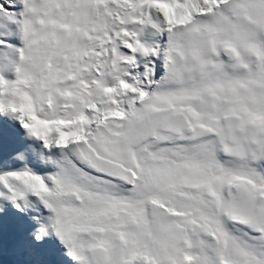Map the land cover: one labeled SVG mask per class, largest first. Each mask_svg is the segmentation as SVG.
<instances>
[{
  "label": "snow or ice",
  "instance_id": "snow-or-ice-1",
  "mask_svg": "<svg viewBox=\"0 0 264 264\" xmlns=\"http://www.w3.org/2000/svg\"><path fill=\"white\" fill-rule=\"evenodd\" d=\"M0 264H264V0H0Z\"/></svg>",
  "mask_w": 264,
  "mask_h": 264
}]
</instances>
